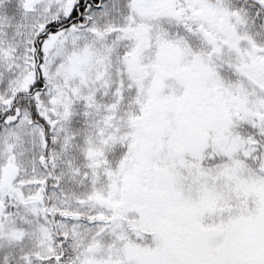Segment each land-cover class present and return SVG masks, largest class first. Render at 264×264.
<instances>
[{"label":"snow or ice","instance_id":"snow-or-ice-1","mask_svg":"<svg viewBox=\"0 0 264 264\" xmlns=\"http://www.w3.org/2000/svg\"><path fill=\"white\" fill-rule=\"evenodd\" d=\"M0 264H264V0H0Z\"/></svg>","mask_w":264,"mask_h":264}]
</instances>
